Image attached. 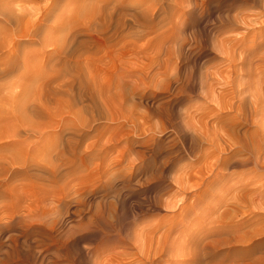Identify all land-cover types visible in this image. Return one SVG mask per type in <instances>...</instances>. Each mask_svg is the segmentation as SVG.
<instances>
[{"label": "rangeland", "instance_id": "1", "mask_svg": "<svg viewBox=\"0 0 264 264\" xmlns=\"http://www.w3.org/2000/svg\"><path fill=\"white\" fill-rule=\"evenodd\" d=\"M126 2L151 28L42 86L37 144L0 139V264H264V0Z\"/></svg>", "mask_w": 264, "mask_h": 264}, {"label": "bare ground", "instance_id": "2", "mask_svg": "<svg viewBox=\"0 0 264 264\" xmlns=\"http://www.w3.org/2000/svg\"><path fill=\"white\" fill-rule=\"evenodd\" d=\"M110 4L108 0H0V139L19 138L24 132L37 144L39 104L49 110L39 97L42 86L57 74L68 71L82 90L79 68L82 48L106 47L114 41L112 31L119 34L127 26L130 15V19L142 24L139 12L127 10L126 0L115 2L113 11L107 15L104 9ZM152 8L146 5L141 10L143 16L139 15L147 29L153 21ZM99 19L104 22L109 19L110 30L90 35V26ZM51 62L54 70L48 73L46 68ZM77 95L84 96L81 92ZM57 103L65 104V112L73 115V102ZM65 121H69L67 116L62 118V122ZM18 147L2 159L12 164L26 162L22 156L26 155L22 154L25 151L22 148L21 152ZM34 149L31 153L37 156V147Z\"/></svg>", "mask_w": 264, "mask_h": 264}]
</instances>
